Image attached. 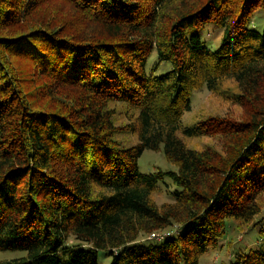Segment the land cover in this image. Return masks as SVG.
<instances>
[{"label": "trees", "instance_id": "trees-1", "mask_svg": "<svg viewBox=\"0 0 264 264\" xmlns=\"http://www.w3.org/2000/svg\"><path fill=\"white\" fill-rule=\"evenodd\" d=\"M258 11L264 0H0V252L25 253L0 264H99L101 251L111 264H199L229 219L263 223ZM208 26L222 31L216 50ZM154 52L162 75L148 71ZM203 87L244 118L183 125ZM200 138L221 148L185 141ZM146 150L177 170L142 174ZM167 178L178 190L158 206ZM152 235L164 243L138 244ZM228 264H264V238Z\"/></svg>", "mask_w": 264, "mask_h": 264}, {"label": "rangeland", "instance_id": "rangeland-1", "mask_svg": "<svg viewBox=\"0 0 264 264\" xmlns=\"http://www.w3.org/2000/svg\"><path fill=\"white\" fill-rule=\"evenodd\" d=\"M255 15L256 20H259V17L262 19L260 26L255 27V29L262 32L264 30V14L262 11H258ZM201 37L203 42L206 43L210 49L216 50L221 43L222 31L218 27L208 26L201 32ZM156 64L159 65V69L156 72L157 75H162L171 69L168 63L158 62L154 52L149 59L148 71H150L151 66ZM120 107L121 106L117 107L119 111L121 109ZM216 116L235 120L244 118L243 111L239 107L220 101L218 98L212 96L206 87H203L193 93L191 97V111L184 115L183 125L191 126L199 120L201 121L208 117ZM124 117V113L119 115L117 117V123H124L126 121ZM118 139L124 142L128 147L137 143L136 138L133 136H119ZM185 141L189 147L196 148L197 150L206 146H214L216 149H220L222 145L219 140L213 138L185 139ZM138 167L142 174L177 170L174 165L167 162L163 152H154L150 150H146L139 159ZM166 183L167 185L160 183V187L154 195V199L158 206L172 202V194L178 190L170 179L167 178ZM225 230V234L219 241L217 248L209 249L201 257L199 264H228L237 253L241 251L247 252L257 248L262 238H264V221L258 226L246 230V232H241L235 220L229 219ZM176 234L177 231L175 230L174 235ZM150 237L141 238L138 244L145 247L160 246L165 241L164 239L151 240ZM23 256H25L24 252H0V262L14 260ZM112 260V257L107 252L101 251L98 253L99 264H111Z\"/></svg>", "mask_w": 264, "mask_h": 264}, {"label": "built area", "instance_id": "built-area-1", "mask_svg": "<svg viewBox=\"0 0 264 264\" xmlns=\"http://www.w3.org/2000/svg\"><path fill=\"white\" fill-rule=\"evenodd\" d=\"M165 236H170V233H166ZM159 237H160V235H152L150 238L151 239H157Z\"/></svg>", "mask_w": 264, "mask_h": 264}]
</instances>
